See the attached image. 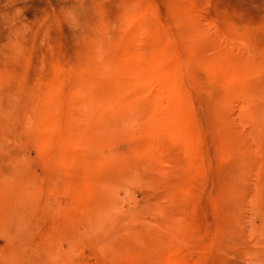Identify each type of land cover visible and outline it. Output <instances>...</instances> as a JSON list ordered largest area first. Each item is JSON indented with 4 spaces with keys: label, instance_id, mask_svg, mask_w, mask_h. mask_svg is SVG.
Here are the masks:
<instances>
[{
    "label": "rangeland",
    "instance_id": "rangeland-1",
    "mask_svg": "<svg viewBox=\"0 0 264 264\" xmlns=\"http://www.w3.org/2000/svg\"><path fill=\"white\" fill-rule=\"evenodd\" d=\"M0 264H264V0H0Z\"/></svg>",
    "mask_w": 264,
    "mask_h": 264
}]
</instances>
